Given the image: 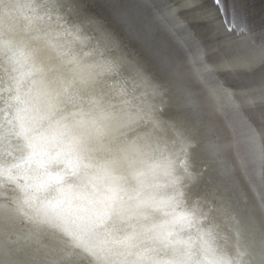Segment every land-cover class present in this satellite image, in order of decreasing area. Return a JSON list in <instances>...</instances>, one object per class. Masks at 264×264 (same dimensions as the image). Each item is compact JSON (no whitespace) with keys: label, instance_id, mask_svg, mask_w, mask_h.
<instances>
[{"label":"snow or ice","instance_id":"6c2138e0","mask_svg":"<svg viewBox=\"0 0 264 264\" xmlns=\"http://www.w3.org/2000/svg\"><path fill=\"white\" fill-rule=\"evenodd\" d=\"M245 31L225 0H0V264H264Z\"/></svg>","mask_w":264,"mask_h":264},{"label":"bare ground","instance_id":"6f19581e","mask_svg":"<svg viewBox=\"0 0 264 264\" xmlns=\"http://www.w3.org/2000/svg\"><path fill=\"white\" fill-rule=\"evenodd\" d=\"M244 2L247 0H243ZM251 1H255L254 3L252 2V5H254V9L250 12H248L246 15V20L245 23H253L251 24L252 27L250 29V32H248L249 30L245 31L247 32L249 35H252V37L257 35V42H252V43H256L258 44L259 42H261L262 40H264V2L261 0H249L248 2ZM244 34V35H243ZM243 36H247L244 32L243 33H237L235 35V40L239 41V42H245L243 41L242 38H244ZM215 38V37H214ZM211 43V42H210ZM190 119L192 120H196L197 119V114L196 113H192L190 116ZM255 170L258 173L259 172V164L257 163L255 166ZM206 180H210V175L205 177ZM259 199V195H258V190L257 191H253L252 189H248V193H247V201H242L241 202V208H245L250 206L251 204L255 203L256 201H258Z\"/></svg>","mask_w":264,"mask_h":264},{"label":"water","instance_id":"95a60500","mask_svg":"<svg viewBox=\"0 0 264 264\" xmlns=\"http://www.w3.org/2000/svg\"><path fill=\"white\" fill-rule=\"evenodd\" d=\"M249 0L247 1H243V0H225V3L226 5L229 7L227 8L228 10V18L231 19L233 15H235V17L237 18V23L239 24H243L246 26V31L249 30L248 32H250V29L252 27H249V26H252L251 24L253 23H245V20H246V17H247V13L253 11L254 9V5H252V2L254 3L255 1H251V2H248ZM261 1V0H260ZM264 2V0H262ZM255 10V9H254ZM250 28V29H249ZM247 36H243L244 38L243 41H245L246 43H252V42H257L256 39L257 38V35L252 37V35H249L247 32H244ZM244 35V34H243ZM213 37H215L213 35ZM233 39L235 40V36L233 37ZM239 42V41H237ZM212 44H215V43H212Z\"/></svg>","mask_w":264,"mask_h":264},{"label":"rangeland","instance_id":"374dc122","mask_svg":"<svg viewBox=\"0 0 264 264\" xmlns=\"http://www.w3.org/2000/svg\"><path fill=\"white\" fill-rule=\"evenodd\" d=\"M227 8H229V7L227 6ZM206 39L208 40L209 43L210 42L215 43L217 38L216 37L214 38L213 35H211V34H206Z\"/></svg>","mask_w":264,"mask_h":264}]
</instances>
